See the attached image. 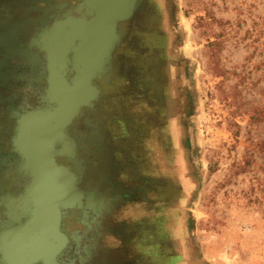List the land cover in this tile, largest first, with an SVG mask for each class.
<instances>
[{
  "label": "rangeland",
  "instance_id": "rangeland-1",
  "mask_svg": "<svg viewBox=\"0 0 264 264\" xmlns=\"http://www.w3.org/2000/svg\"><path fill=\"white\" fill-rule=\"evenodd\" d=\"M62 1L0 0V264H264V0Z\"/></svg>",
  "mask_w": 264,
  "mask_h": 264
},
{
  "label": "flooded vegetation",
  "instance_id": "flooded-vegetation-1",
  "mask_svg": "<svg viewBox=\"0 0 264 264\" xmlns=\"http://www.w3.org/2000/svg\"><path fill=\"white\" fill-rule=\"evenodd\" d=\"M43 8L42 9H64V10H66L67 9V7H66V4L64 3V1H62V0H57V6H55L53 3H54V1H52V0H43ZM84 3V2H83ZM82 2H80L79 4V10L80 11H82L81 9H98L97 8V6H93V4H90L89 6H87L88 5V3H85V4H83ZM77 7V6H76ZM76 7H75V9H76ZM27 8H29V9H33L34 7H33V5H31V6H27ZM77 12L79 13V11H78V9H77ZM116 25V24H115ZM115 25L113 24V26L110 24V26L112 27V30H114L113 32H114V40L115 39H117V35L115 34ZM109 26V27H110ZM87 28H89V27H86V25L84 26V29L83 30H86ZM82 30V25L80 26L79 25V23L75 26V30ZM79 34H80V38H72V39H70V43H73L72 45H75V42L77 41V40H79V39H86L87 37L88 38H91V36H93V35H88V34H86V36L84 35V36H82V32L80 31L79 32ZM88 35V36H87ZM94 37V36H93ZM106 40V39H105ZM71 41H73V42H71ZM107 41V40H106ZM109 41H110V39H109ZM109 41H107L106 42V45L107 44H109ZM112 41H113V38H112ZM71 45V46H72ZM52 60H55L54 59V55H53V59ZM90 87L92 88V89H95L96 87H94L93 85H90ZM97 90V89H96ZM92 96H93V94H92ZM91 96V97H92ZM57 167V166H56ZM59 169V168H58ZM60 232V231H59Z\"/></svg>",
  "mask_w": 264,
  "mask_h": 264
},
{
  "label": "water",
  "instance_id": "water-1",
  "mask_svg": "<svg viewBox=\"0 0 264 264\" xmlns=\"http://www.w3.org/2000/svg\"><path fill=\"white\" fill-rule=\"evenodd\" d=\"M121 2L127 3L128 7L131 8L133 6L134 0H121ZM121 7H122L121 4H117V5L113 6V7H111V5L108 4V6H106L105 9L104 8L100 9V12H105L107 9H115L117 11L118 9H121ZM103 23H105V22H103ZM105 24H107V23H105ZM98 39H99V41L97 42V45H99V48H101V50H98V55H101V54L105 53L107 48H106V46H105V48H102V47H104L105 43H104V40L101 37V35L100 36L98 35Z\"/></svg>",
  "mask_w": 264,
  "mask_h": 264
}]
</instances>
